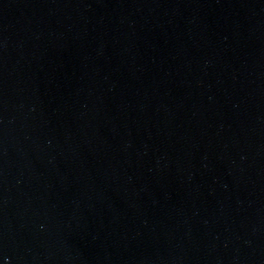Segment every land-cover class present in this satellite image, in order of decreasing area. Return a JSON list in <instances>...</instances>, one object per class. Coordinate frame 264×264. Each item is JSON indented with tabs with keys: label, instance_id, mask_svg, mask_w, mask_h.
<instances>
[{
	"label": "water",
	"instance_id": "obj_1",
	"mask_svg": "<svg viewBox=\"0 0 264 264\" xmlns=\"http://www.w3.org/2000/svg\"><path fill=\"white\" fill-rule=\"evenodd\" d=\"M0 264H264V0H0Z\"/></svg>",
	"mask_w": 264,
	"mask_h": 264
}]
</instances>
